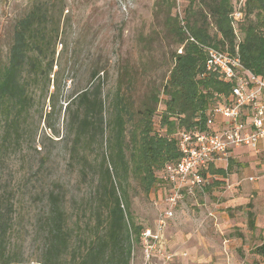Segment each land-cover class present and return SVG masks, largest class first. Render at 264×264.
I'll return each mask as SVG.
<instances>
[{"label":"rangeland","instance_id":"1","mask_svg":"<svg viewBox=\"0 0 264 264\" xmlns=\"http://www.w3.org/2000/svg\"><path fill=\"white\" fill-rule=\"evenodd\" d=\"M36 0H0V55L7 57L14 24ZM58 23L57 36L60 89L54 105L50 93L37 88V100L24 126L21 144L9 149L0 162V208L14 204L12 246L21 260L32 264L39 259L44 235L42 220L51 210L50 194L60 196L76 242L93 233L95 213L101 211L99 190L103 172L113 154L111 103L119 86L127 94L135 114L142 101L160 91L158 114L167 95L163 85L178 49L177 36L166 25L167 0H44ZM180 0L181 11L184 9ZM233 11L240 0H231ZM184 14V11L182 12ZM170 17H177V0ZM213 29V28H212ZM104 68L94 81L103 90L104 131L85 136L75 147L72 113L67 104L72 96L92 85L91 74ZM50 113V114H49ZM156 124H159V118ZM129 140L126 137V142ZM129 158V151L127 150ZM234 157L228 175H218L211 189L186 197L168 221L165 232L166 258L147 263L140 242H135L131 264H264L251 249L264 236V149L248 150ZM230 161V160H229ZM228 161V162H229ZM221 160L218 166L227 167ZM254 176V180L249 177ZM122 199L129 201L130 219L154 228L162 210L160 202L166 183L147 191L131 171L116 183ZM255 213L256 230L248 226V212Z\"/></svg>","mask_w":264,"mask_h":264},{"label":"trees","instance_id":"2","mask_svg":"<svg viewBox=\"0 0 264 264\" xmlns=\"http://www.w3.org/2000/svg\"><path fill=\"white\" fill-rule=\"evenodd\" d=\"M167 3L165 23L177 36L179 46L172 55L173 65L162 88L167 98L161 113L158 114L160 91H153L134 114L120 77L110 106L114 114L113 154L102 176L101 211L95 213L94 231L76 242L60 196L51 193V210L40 227L44 235L41 255L32 264H131L133 245L140 242L144 227L131 221L129 201L122 199L125 193L120 192L116 183L121 186V178L129 171L147 191L162 182L165 165L180 157L178 131L206 130L207 116L218 101L217 95H229L233 85L207 72L206 52L200 44L238 52L246 68L264 77V0H243V17L237 29L230 16L231 0H183L184 19L196 41L188 39L177 17H170L175 0ZM58 34V23L44 0L32 1L14 24L7 57L0 55V162L9 147L21 144L25 122L37 100V88L40 84L45 86L46 97L52 75L56 77L54 91L50 93L54 105L60 89L59 71H54L58 65ZM101 72L106 74L104 68L95 69L91 74L92 85L77 92L67 104L68 112L72 113L76 152L77 143L85 136L104 131L103 90L100 79L94 81ZM155 118H159V124ZM215 171L225 174L224 169ZM13 207L9 201L0 208V264H28L12 246ZM253 217L250 213L251 226ZM255 252L264 256V241L255 247Z\"/></svg>","mask_w":264,"mask_h":264},{"label":"built area","instance_id":"3","mask_svg":"<svg viewBox=\"0 0 264 264\" xmlns=\"http://www.w3.org/2000/svg\"><path fill=\"white\" fill-rule=\"evenodd\" d=\"M240 6L232 14L233 25L237 29L243 17ZM179 20L184 33L191 41L192 36L177 0ZM206 52L207 72L216 74L226 83H232L229 95L218 94V101L207 116L206 130L181 129L177 133L179 159L167 163L163 171L166 191L160 202L162 210L154 228L143 229L140 244L145 261L166 258L165 232L168 221L175 217L179 204L186 197L195 195L206 181L205 172L217 160L228 163L234 148L249 146L259 150L264 140V77L246 68L238 52L223 51L213 45H203ZM182 52V49H179ZM254 180L255 177H249Z\"/></svg>","mask_w":264,"mask_h":264},{"label":"crops","instance_id":"4","mask_svg":"<svg viewBox=\"0 0 264 264\" xmlns=\"http://www.w3.org/2000/svg\"><path fill=\"white\" fill-rule=\"evenodd\" d=\"M259 146H260L259 149H260V148L264 149V140L261 141V143H260ZM248 150H253V151L257 152V150H255V149H253V148H251V147H249V146H241V147L234 148L233 150H231V152H230V158H229V160L231 161V166H229V162H230V161L228 162L227 167H222V166L220 167V166H218V162H219V160L212 162V163L209 165L207 171L205 172V177H206L205 184H204V186H203L201 189H199V190H201V191H203L204 189L210 190L212 184H222V182H224V181H212V183H211V182H210V179H212V178H216V180H220V178L218 177V175H222V176L228 175V173H229V169H231V168L233 167V164H234V162H235L233 156H236V155H239V154H243V153L247 152ZM220 161H221V160H220ZM216 169H224V170H225V174H223V173H217V172L215 171ZM199 190H198V191H199ZM250 213H253V214H254V217H253V218H254V224H253V226H251L250 223H249V220H248V226H249V228H250L251 230L254 231V230L257 229V224H256V221H255V213H254L253 211H249V212H248V217H249V214H250ZM263 241H264V236L261 237V243H260V244H262ZM260 244L255 245V246L251 249V251H252L253 254H256V255H258L259 257H263V258H264V256H261V255H259V254H257V253L255 252V247L258 246V245H260Z\"/></svg>","mask_w":264,"mask_h":264}]
</instances>
